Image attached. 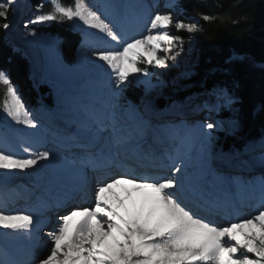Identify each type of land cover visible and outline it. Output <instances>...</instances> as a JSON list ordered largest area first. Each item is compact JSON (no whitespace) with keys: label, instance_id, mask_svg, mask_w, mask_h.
<instances>
[{"label":"bare ground","instance_id":"obj_1","mask_svg":"<svg viewBox=\"0 0 264 264\" xmlns=\"http://www.w3.org/2000/svg\"><path fill=\"white\" fill-rule=\"evenodd\" d=\"M124 1H127L126 4H130L133 8L132 13H129L131 19L125 23V27L109 20L107 14L102 13V10L100 11L95 4L91 6L102 14L106 22H109L126 41L149 34L151 25L146 20L148 14H153V18L156 14L171 15V5L167 0L158 3L157 0L152 1L154 5H151L149 0ZM137 17H141V19L138 20ZM21 19L26 21L22 23V26L19 25ZM31 19H34V16L31 15L29 9L24 12L17 11L16 16L9 22L10 27L6 29L8 38L11 37L13 42L21 44L22 47L32 43V38L27 39L21 36L24 32L21 28L25 25L29 26L28 22ZM171 26V24L167 26V31L170 34ZM86 30H89L87 34H90L92 40L85 47L83 46L85 50L82 51V59L79 64L91 67L93 73L101 72L102 75L98 80H95L97 78L90 74L91 71L84 72V74L81 70L75 71L64 67L57 56V43L54 39L39 41L38 38L35 40L33 38V48H28L30 59L27 58L31 68L34 67L31 70L35 71L36 78L40 80L54 79L63 85L65 91L57 97L60 101L59 105L70 100L80 103L84 101L80 99L82 97L80 95H84L80 92L87 91L90 94L87 95L85 101L89 102V106L84 108L76 105L64 116L62 115V118L60 117L61 121L60 118L55 119V124L64 126L62 130L54 128L49 130L46 124L52 127L51 123L45 122L43 117H38V114L29 109L28 111L38 123V127L35 129L24 124H17L7 116L4 117L0 126V149L17 158H28L37 152L44 151L50 152L51 156L49 160L40 161L32 169L24 171L0 169V211L5 214H31L36 221L30 232L14 233L11 230L0 228V260L4 261V264H38V259L35 260V258H43L50 251L48 250L49 233L53 232L54 226L53 218H47L49 212L45 213L42 205L44 199L46 197L53 198L60 193H91L95 181L104 172L113 174L133 170L135 172L136 167L144 165L154 167L158 176L184 177V189L183 191L177 189V194L182 195L189 206L192 203L196 204L197 208L204 205L218 206L215 209H218L219 220L209 218L206 214L197 213L222 226H229L231 223L239 222L264 210L262 181L253 177L249 179L252 183L245 185L246 180L243 175L240 176L241 173L247 175L253 170L263 169L264 141L257 145H249L246 147L249 150L246 149L247 152L245 151L244 155H239L237 158L244 161L245 172L243 173L241 172L243 169H237L241 164L235 162L236 167H234L221 162L218 158L215 159L211 131L206 127L207 123L204 119L200 118L199 122H193L195 125L187 123L189 117L196 116L199 107L202 108L203 102L200 99L206 100L203 103L204 107L210 106L209 102L214 100L219 107H222L226 102L225 96L217 94L215 91L211 96L208 94L209 96L202 97V94L200 96L202 98H200L197 97V94L205 90L196 92L193 96L197 97L200 102L192 104V106L189 104L188 107L184 105L182 110L174 107L170 113L166 114L167 111H165L162 116L156 111L158 109L151 106L152 104H148L149 107L146 104L148 99L154 101L153 98L158 97L160 93L156 84H153L147 86L150 97L144 98L137 108L132 109L136 116H133V113L128 114L127 110H122L120 89L114 87L115 75L111 69H108L93 55L97 49L120 48L122 45L111 41L99 30L88 26ZM151 31L153 34L156 32V30ZM157 55L171 57L174 55L173 47L170 52H165L161 47L157 51ZM171 61L172 59L169 58L165 64ZM149 68L151 71L153 70L151 65ZM130 77L138 78L139 76L133 72ZM154 77L151 75V77H143L142 80L149 83L150 79ZM87 83H91L92 86H86ZM215 95L218 96V100L214 99ZM215 108L217 109V106ZM45 115L51 117L48 113ZM162 117H164L163 120ZM52 120L54 118L49 121ZM100 124L107 128V131L97 134ZM130 124L133 125L130 127ZM232 124L230 120H226V123L220 122L217 125L219 131H226L230 136L235 132ZM189 131L190 136H188ZM183 133L186 134L185 139L180 135ZM118 139L123 143H117ZM188 140H190V144L185 145ZM24 148H29L30 151L25 152ZM101 150L114 161L113 166L106 170H94L85 161L90 156L98 155ZM249 152L252 153L249 154ZM133 158H137L138 161L133 162ZM223 158L226 159V157ZM217 161L218 164H216ZM174 165H181L182 172L175 173ZM209 170L230 176L233 180L225 185H213L209 183L212 180ZM134 174L143 175L137 171ZM258 174L263 175L261 172ZM262 179L264 181V176ZM254 186H256V190L258 188V191L251 190ZM201 187L206 189L205 196L212 201V204H205L200 199L198 190ZM36 194L41 197L33 203V196ZM42 229H47L48 232L43 233Z\"/></svg>","mask_w":264,"mask_h":264},{"label":"snow or ice","instance_id":"obj_2","mask_svg":"<svg viewBox=\"0 0 264 264\" xmlns=\"http://www.w3.org/2000/svg\"><path fill=\"white\" fill-rule=\"evenodd\" d=\"M13 4L15 0H0V18L7 21ZM50 4V11L35 15L28 23L78 20L122 45L120 48H100L93 53L115 75L116 89L126 86L133 72L150 75L137 67V61L142 57H147L145 62L148 64L163 67L167 59L175 60L179 55V52L171 57L157 55L161 47L170 52L174 41L179 39L167 31V26L173 23L171 15L156 14L151 19V30H156L155 34L150 30L146 36L126 41L85 0H74L72 5L50 0ZM203 19L212 17L205 15ZM2 27L8 29L10 23L5 22ZM175 27L188 32L198 30L196 25L183 22H176ZM0 85L5 89L0 110L17 124L37 128V121L4 70H0ZM206 127L213 129L216 125L208 123ZM106 131L102 124L97 128V134ZM117 143L123 141L118 139ZM24 151L30 149L24 148ZM50 156V152L44 151L28 158H17L0 149V169H32L40 161L49 160ZM85 163L94 170H106L114 161L101 150ZM174 168L175 173L182 172L181 165H174ZM209 174L212 176L209 183L213 185H225L233 180L211 170ZM183 181L184 177L176 175H136L134 170L98 181L95 207L74 208L60 216L58 230L49 233L50 251L38 259V264H264V210L229 226L218 225L199 215L182 195L177 194V189H184ZM261 187L264 189V181ZM205 191L203 187L199 188L200 199L205 204H212ZM35 223L31 214L0 211L2 229L14 233L30 232ZM248 253L255 254L257 259L249 258ZM0 264L4 261L0 260Z\"/></svg>","mask_w":264,"mask_h":264},{"label":"trees","instance_id":"obj_3","mask_svg":"<svg viewBox=\"0 0 264 264\" xmlns=\"http://www.w3.org/2000/svg\"><path fill=\"white\" fill-rule=\"evenodd\" d=\"M61 3L72 5L73 1ZM180 4L184 19L180 17L179 22L196 23L198 28L191 49L186 29L179 33L192 63V74L182 83L198 92H228L235 99L233 112L242 138H260L264 135V0H181ZM205 15L212 19H203ZM3 23L5 20L0 18V70L10 76L25 104L35 106L40 97L50 102V90L32 86L28 64L7 43ZM38 30L58 37L65 62H73L81 37L69 21H51ZM4 91L0 85V103ZM139 97L140 93L130 100L136 103ZM222 116L228 118L231 114L223 109Z\"/></svg>","mask_w":264,"mask_h":264},{"label":"rangeland","instance_id":"obj_4","mask_svg":"<svg viewBox=\"0 0 264 264\" xmlns=\"http://www.w3.org/2000/svg\"><path fill=\"white\" fill-rule=\"evenodd\" d=\"M72 1L74 3V0H72ZM152 1H156V0H149L148 2L151 5H154V4H152ZM161 1H165V0H157V3L161 2ZM167 1L171 5L170 12L175 13V20L171 24L172 25L171 26V28H172L171 35L179 38V33H180L181 29H177L175 27V23L179 22L180 17H182L184 19V17H183L184 13L181 11V8H180L181 7V4H180L181 0H167ZM85 2L88 3L90 6L95 4V6H97V8L100 9V11L102 10L101 11L102 13L107 14L106 16L109 20L116 22V24H119L120 26L125 27V25H126L125 23L129 19H131V16L129 13H132L133 8H131L130 4H126V3H128L127 1H124V0H85ZM30 4H31V7H30ZM39 5H43V7L40 8ZM115 8H117V9H115ZM28 9L30 10L31 15H33L34 17L37 14L48 12L51 10L50 0H15V4H13L11 9L9 10L8 18H7V21H5V22H10L11 20H13V18L16 16L17 11L22 10V12H24L25 10L27 11ZM116 10H118V11H116ZM147 17H148V19H146V20L149 21V24H150V21L153 18V14H148ZM137 19L140 20L141 17H137ZM65 20L69 21L67 19H65ZM25 22L26 21L24 19H21L19 21V25L22 26V23H25ZM50 22L51 21L41 22V23H36V24H30L27 27L21 28L22 30H24V32H22V34H21V36H23V38H27V39L32 38V43L27 44L26 46H23V47L21 46V44L13 42L11 40V37L8 38L9 37L8 33H7L8 31L6 32V29H4V35H5V39H6L7 43L11 46V48H13L16 52H19L22 55V57H24V59L26 60V62L28 64L29 79L32 83V86L34 88L44 86L45 89H48L51 91V97H50L52 99L51 103H49V104L44 103L43 101L40 100L38 105H36L35 107L28 106L27 104L24 103L26 108L29 110H32L34 113L38 114V117L39 116L43 117L45 122H47L49 124L51 123L50 125L52 127H50L48 124H46V127L49 130H51V128H54L57 130H62V129H64V126H60V124H54L55 119H59L60 117L62 118L67 113L68 110H70L71 108H73L76 105H77V107H84V108L88 107L89 102L85 101V99H86V97H88L87 95H89L90 93H88L87 91L80 92V94H84V95H80V96H82V97H80V99L84 100L80 103H77L76 101L73 102L70 100V101L62 102L63 104L59 105L58 103L60 101L57 99V97L59 96V94L61 92L65 91L63 85L61 83L56 82L54 79H45V80L37 79L35 71L33 72V70H31L34 67L31 68V65L29 62L30 57L28 56V52H29L28 48H30V47L33 48V38H34V40H35V38H38L39 41L45 40V39H51V40L54 39L57 43L56 44L57 45V56L60 59V61L62 62V64L64 65V67L71 69V70H75V71L81 70L82 73L91 71L90 74H93L94 77L97 78L95 80H98V78L101 77L102 73L99 71H97L96 73H93L91 67H88L86 64H84V65L79 64L80 60L82 59V51L85 50L84 49L85 45L89 44L92 40V37H90V34H87L89 32V30H86L87 26L85 27V25H83L82 22H80L78 20L69 21L71 23L73 29L76 30L77 32H79L80 37H81V41H80L78 48L75 52L73 62L67 63V62H65V60L62 56L61 40L56 36H53L51 34L41 33L38 30L40 26L47 25ZM194 25H196V23ZM196 32L197 31L188 32L186 30V33L189 36V41L187 43V46L189 49L192 48V44H193L192 39H193ZM32 33H35V34L33 35ZM20 39H21V37H20ZM172 47H173L174 55L177 52H179V55H176L177 59L172 60L170 63L165 64V66H163V67L155 65V64L146 63L145 61H146L147 57H142L140 60L137 61V67L145 69L148 73H150L152 76H155V77L153 79H150L149 83H145V82H143L142 78L143 77H151V75L145 76L143 74V72H140V73L135 72L139 77L138 78L137 77H130V79H129L130 82H126V86H124L120 89V101L123 103V109L122 110H127L128 114H132L133 113L132 109L137 108L138 105H140V103L142 102V100L144 98L150 97V95L148 94L147 86L153 85V84H156L160 93H159L158 97L153 98L154 101H150L148 99L146 101V104H147V106H148V104L149 105L152 104L151 105L152 107H156V108L161 109L159 113L162 116L165 113V111H167L166 114L170 113V111H172L173 110L172 108H174V107L177 108L178 110H179V108H180V110H182V109H184L185 106L188 107L189 104H191V106H192V104H195V103L200 102V101H202L204 103L206 101L205 99H200V101H199V99L197 98L198 96L200 97L202 94H203L202 97L209 96V95L211 96L210 92L205 90L202 93H198L197 97L194 98V96H193L194 93H196L198 91L191 89V87H192L191 85L182 83V81L184 79L188 78L192 74V71H191L192 70L191 69L192 63H191V59H190L191 56L189 55L188 51L184 52L182 40L180 38L174 41ZM26 49H28V50H26ZM27 57H29V59ZM150 65L152 66V69H153L152 71L149 68ZM40 67H41V65H40ZM156 70H157L158 74L156 73ZM152 73H154V74H152ZM39 76H40V74H39ZM87 84H86V86H88V87L92 86L91 83H87ZM18 93H19V91H18ZM138 93H140V97H139L138 102H136V103L132 102L130 100V98L135 97ZM216 93L225 96L226 102L224 103V106H222V108H225V110H227L231 114V116H229L228 118H224V119L218 121L216 123V126L218 127L220 122L226 123V120L227 121L230 120L233 123L232 125L235 128V132L230 136L226 133V131H220V135L216 136V137L214 134L211 135V139H212L211 143L213 145V149H214V153H215V159L218 158V159H220L221 162H224L227 165L236 167L235 162H237V164L239 163L241 165L243 163V160L240 161L237 159L239 157V155L242 156L249 150V149H247V151L245 152V150L243 148L248 147L249 145L260 144V142H263L264 139H261L259 141L253 142V143L250 141L244 140L241 136V133H240V130H241L240 125L238 124V122L235 118V114L233 112V110H234L233 104L235 102V99L232 98V96L226 91H221V92L216 91ZM202 97H200V98H202ZM214 99L218 100L217 97ZM214 99H211V100H214ZM203 103L201 105L202 108H204ZM216 105H217V103L213 104V106H216ZM45 113H48L49 115H51V117L48 115H45ZM5 116H6V114L2 110H0V126H1V123L3 122V119ZM133 116H136V114L133 113ZM52 118H54V120L49 121ZM61 118H60V121H61ZM161 119L163 120L164 117H162ZM193 119H194L193 116L189 117L187 123H191L189 125H192L194 122ZM57 125H59V126H57ZM132 125L133 124H130V127ZM193 125H195V124H193ZM53 126H55V127H53ZM222 129H223V127H222ZM188 134H189L188 136L191 135L190 131L188 132ZM180 135L183 136V138L186 136V134L184 135V133L180 134ZM181 136H179V137H181ZM187 144H190V140L186 141L185 145H187ZM251 151H253V150H251ZM223 157H226V159H224ZM137 161H138L137 158H133V162H137ZM234 163H235V165H234ZM216 164H218V161ZM216 164L214 163V166ZM225 164H223V165H225ZM240 167L241 166H238L237 169H241ZM242 169L245 170V167ZM246 183H248V182H246ZM242 190H244V189H242ZM252 190L258 191V188L256 190V186H254ZM82 194H84V193L83 192L71 193V194L70 193H60L58 196H54L53 198L46 197L44 199V201L42 202V205L45 209V213L49 212L47 215V218L52 217L51 216L52 211H55L57 208H59L64 203L71 201L74 198V196L82 195ZM40 197H41V195H39V194L34 195L33 196V203H35ZM218 218L219 217H217V219ZM42 232L47 233L48 231H47V229H42ZM248 256L251 259H257L255 254H253V253H248ZM36 259H39V258H35V260Z\"/></svg>","mask_w":264,"mask_h":264}]
</instances>
